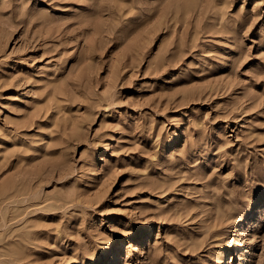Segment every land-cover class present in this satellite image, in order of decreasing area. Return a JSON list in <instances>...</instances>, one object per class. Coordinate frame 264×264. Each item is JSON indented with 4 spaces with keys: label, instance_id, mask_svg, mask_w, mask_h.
<instances>
[{
    "label": "rangeland",
    "instance_id": "obj_1",
    "mask_svg": "<svg viewBox=\"0 0 264 264\" xmlns=\"http://www.w3.org/2000/svg\"><path fill=\"white\" fill-rule=\"evenodd\" d=\"M0 264H264V0H0Z\"/></svg>",
    "mask_w": 264,
    "mask_h": 264
},
{
    "label": "bare ground",
    "instance_id": "obj_2",
    "mask_svg": "<svg viewBox=\"0 0 264 264\" xmlns=\"http://www.w3.org/2000/svg\"><path fill=\"white\" fill-rule=\"evenodd\" d=\"M239 247V246H238Z\"/></svg>",
    "mask_w": 264,
    "mask_h": 264
}]
</instances>
